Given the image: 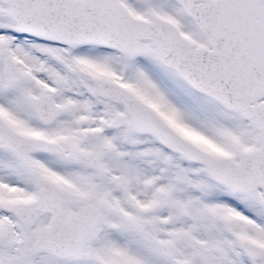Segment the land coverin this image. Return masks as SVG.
<instances>
[{
    "label": "snow or ice",
    "instance_id": "obj_1",
    "mask_svg": "<svg viewBox=\"0 0 264 264\" xmlns=\"http://www.w3.org/2000/svg\"><path fill=\"white\" fill-rule=\"evenodd\" d=\"M0 264H264V0H0Z\"/></svg>",
    "mask_w": 264,
    "mask_h": 264
}]
</instances>
